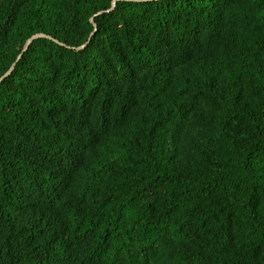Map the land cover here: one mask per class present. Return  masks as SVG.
Wrapping results in <instances>:
<instances>
[{
    "label": "trees",
    "instance_id": "16d2710c",
    "mask_svg": "<svg viewBox=\"0 0 264 264\" xmlns=\"http://www.w3.org/2000/svg\"><path fill=\"white\" fill-rule=\"evenodd\" d=\"M113 2L0 0V264H264V0Z\"/></svg>",
    "mask_w": 264,
    "mask_h": 264
},
{
    "label": "water",
    "instance_id": "95a60500",
    "mask_svg": "<svg viewBox=\"0 0 264 264\" xmlns=\"http://www.w3.org/2000/svg\"><path fill=\"white\" fill-rule=\"evenodd\" d=\"M119 1H122V0H114V2H113V4H112V8L110 9V10H108L107 12H110V11H112V10H114V8H115V6H116V4H117V2H119ZM103 12H101V13H99V14H102ZM98 14V15H99ZM91 22H93V19L91 20ZM42 37H44V38H47L46 36H44V35H35V36H33V37H31L28 41H27V43H26V45H25V48H24V50H23V52L21 53V55L19 56V58L18 59H20L22 56H23V54L28 50V48H29V46L35 41V40H37V39H39V38H42ZM89 42H90V39L88 40V42L85 44V45H83L80 49H84L88 44H89ZM14 67V66H13ZM13 67L3 76V77H1L0 78V83L6 78V77H8L9 75H10V73L12 72V70H13Z\"/></svg>",
    "mask_w": 264,
    "mask_h": 264
}]
</instances>
